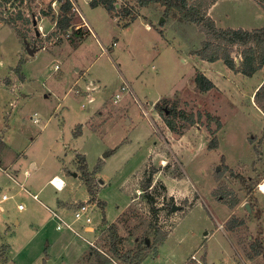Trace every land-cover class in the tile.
I'll return each mask as SVG.
<instances>
[{
	"label": "rangeland",
	"instance_id": "obj_1",
	"mask_svg": "<svg viewBox=\"0 0 264 264\" xmlns=\"http://www.w3.org/2000/svg\"><path fill=\"white\" fill-rule=\"evenodd\" d=\"M77 2L75 22L85 34L57 42L48 38L54 23L39 20L34 1L33 16L43 27L37 37L45 46L33 55L1 20L13 7L0 2V142L6 143L0 165L8 169L0 168V264H120L108 258L104 227L119 222V215L126 218L119 222L126 249L134 247L135 235H144L153 216L142 185L152 168L150 192L168 235L141 264H264L262 255L247 254L255 239L264 242V110L253 94L264 84V67L245 75L221 59L194 55L205 34L194 23L164 16L159 4L120 0L118 7L128 2L139 13L122 26L127 19L112 17L105 7ZM261 6L257 0H218L209 14L219 27L251 30L264 26ZM197 70L214 88L197 90ZM163 98L170 99L164 108L176 102L185 114L201 117L176 135L164 109L155 106ZM215 137L218 146L210 148ZM79 154L95 175L97 201H89ZM236 172L249 178L252 193ZM54 176L65 181L61 189L52 184ZM221 187L231 189L236 206L217 195ZM85 201L90 223L74 216ZM173 204L180 209H170ZM232 215L243 222L229 230Z\"/></svg>",
	"mask_w": 264,
	"mask_h": 264
},
{
	"label": "trees",
	"instance_id": "obj_2",
	"mask_svg": "<svg viewBox=\"0 0 264 264\" xmlns=\"http://www.w3.org/2000/svg\"><path fill=\"white\" fill-rule=\"evenodd\" d=\"M18 1V2H17ZM35 0H0L1 3L5 4V8L13 7V10L9 12V16L1 17V20H5L6 24L12 26L21 36L25 39L26 44H31L34 48L41 49L45 45L40 42L39 37H37L36 32H32L31 25L34 20V7L33 3ZM126 1V0H124ZM139 6H148L150 4L156 3L164 7V16L175 15L179 20L187 23H194L198 25L199 29L205 34L206 38L202 43V46L195 49L194 55H197L201 59L207 61H216L221 59L230 69L241 72L245 75H253L255 72L264 67V26L254 29L245 28H223L219 27L216 21L209 14V9L218 0H135ZM264 7V0H257ZM120 0H90L92 6H103L107 9L109 14L114 18L127 19L123 23L119 22L122 26H128L134 19L139 15L138 12L134 10L133 6L127 4H121L120 7L117 3ZM18 3L17 5H15ZM24 3V6H21ZM16 11V13H13ZM33 13V14H32ZM31 14V15H30ZM43 17H49L54 23V28L48 34L49 40L56 38L57 42L62 41L63 37L73 39L74 33H79V36L84 35L83 27L76 28L77 24L75 22L76 12L72 9V3L70 0H59V9L56 13L50 6L42 10ZM20 20L22 23L19 26ZM3 22V21H2ZM28 36L32 37L31 42L27 41ZM239 48L240 58L237 60L234 54V49ZM195 84L199 92H207L214 88V82L206 76V74L197 70L195 73ZM254 99L258 107L264 110V84L258 88L254 94ZM170 103V99H160L155 103L157 109H164V121L169 129L176 135H183L191 126L197 123L198 118L201 116H196L194 113L190 115L185 114L183 111L178 109L176 102L172 103L170 110L164 108ZM199 114V113H198ZM177 119H185L187 123L178 125ZM81 127V126H80ZM3 146L6 143L1 140L0 142V154ZM218 139L215 137L210 141V148H217ZM82 162V178L88 186V191L90 194L89 201H97V186L95 185V175L90 172L85 163V157L79 154ZM164 166H167L164 165ZM227 171L229 167L224 166ZM147 170V169H146ZM148 171V170H147ZM157 169L152 168L148 171L146 175L145 182L143 183L142 190H145V197L150 206L152 212V220L149 222L148 229L144 230V235L141 237L135 235L134 237V247L126 249L124 246L125 238L119 232V222L126 221L124 217H120L119 222L106 223L105 229L107 234V239L109 241L110 247V257L116 259L122 264H141L150 254L154 252L157 253L158 246L166 239L168 233L162 230L159 221V206L157 205V200L155 195L150 192V188L155 185L154 175ZM234 172L232 171V174ZM145 174V173H144ZM220 174V173H219ZM221 175V174H220ZM234 176L239 177L240 180L245 185L248 193H252L253 186L244 175L236 172ZM164 189H166L165 184H163ZM231 189L224 190L221 187L217 195L224 199V202L228 203L229 207L233 208L237 205V199H229ZM171 202H174L173 196ZM172 205V204H171ZM170 205V209L172 208ZM104 207V203H101ZM183 209V208H181ZM124 218V219H123ZM243 220H240L237 216H231L226 222V227L229 230L235 229L238 224H241ZM140 227V226H137ZM154 238L150 243L147 242V238ZM253 252H248L251 257L255 255H262L264 258V242L261 239H255L252 242ZM251 250V251H252ZM107 257L105 260H109ZM120 263V264H121Z\"/></svg>",
	"mask_w": 264,
	"mask_h": 264
},
{
	"label": "built area",
	"instance_id": "obj_3",
	"mask_svg": "<svg viewBox=\"0 0 264 264\" xmlns=\"http://www.w3.org/2000/svg\"><path fill=\"white\" fill-rule=\"evenodd\" d=\"M71 3H72V9L75 11V12H78L80 11V7L78 5V2L77 0H70ZM90 1V0H89ZM36 2H38V4H40L39 6V12H38V15L42 16V10L48 6H50L52 8V10H54L56 13H58V9H59V0H36ZM44 17L42 16L41 19H39L40 21L43 19ZM85 18V17H83ZM34 19H38V16H34ZM82 25H87V20L84 21L82 23ZM37 27H38V20H37ZM77 28L78 27H81V26H76ZM39 30L40 28L43 29L42 25H40L39 27ZM41 32V30H40ZM122 89L125 90L127 89V85H123L122 86ZM120 96L119 93L116 94V98H118ZM34 119V121L36 123H38L40 121V118L35 116V117H32ZM0 168L4 171V172H8V169L7 168H4L3 166L0 165ZM56 179H57V176L53 177L51 179V182L52 184L57 188V189H61L64 185H65V181L63 180L64 184L61 185V184H58L56 182ZM262 184L261 183L259 185L260 189L264 192V189L262 188ZM34 197L39 199V196L38 194H34ZM7 198V195H3V199H6ZM19 207H22V205L20 204ZM74 216H75V219L76 220H84L86 223H90L92 221L91 219V216H90V204L88 203V201H85L83 203H81L77 208L76 210L74 211ZM60 227V226H59ZM90 229V228H88ZM94 242H91V245H94L93 244ZM192 259L195 258V255H192L191 256Z\"/></svg>",
	"mask_w": 264,
	"mask_h": 264
},
{
	"label": "water",
	"instance_id": "obj_4",
	"mask_svg": "<svg viewBox=\"0 0 264 264\" xmlns=\"http://www.w3.org/2000/svg\"><path fill=\"white\" fill-rule=\"evenodd\" d=\"M163 19H164V18H163ZM33 25H34L35 28H36L35 30H36V32H37V36H40V35H41V32H40L39 28H37V19H34V20H33ZM26 50L29 52L30 55L35 54V52L37 51V49L34 48V47H32V46H30L29 43L26 44ZM246 207H247V209H248L249 211L251 210V208H250V206H249L248 204H246ZM179 209H180V206H178V205H176V204H173V206H172V210H173V211H176V210H179ZM147 242L150 243V239H149V238H147ZM102 264H103V263H102Z\"/></svg>",
	"mask_w": 264,
	"mask_h": 264
},
{
	"label": "crops",
	"instance_id": "obj_5",
	"mask_svg": "<svg viewBox=\"0 0 264 264\" xmlns=\"http://www.w3.org/2000/svg\"><path fill=\"white\" fill-rule=\"evenodd\" d=\"M257 2H258V1H257ZM258 3H259V2H258ZM261 7L264 9L263 6H261ZM210 79H211V78H210ZM211 80H212V79H211ZM212 81H213V80H212ZM258 88H259V87H257V89H258ZM257 89L253 92V94L257 91ZM163 161H164V160H163ZM164 165H165V164H164ZM54 177H55V176H54ZM57 177H58L59 179H61L60 182H63V179H62L61 177H59V176H57ZM160 177H161V176H160ZM157 179H158V178H157ZM63 184H64V182H63ZM165 185H166V184H165ZM167 187H168V186H167ZM170 195L173 196L172 193H170Z\"/></svg>",
	"mask_w": 264,
	"mask_h": 264
},
{
	"label": "bare ground",
	"instance_id": "obj_6",
	"mask_svg": "<svg viewBox=\"0 0 264 264\" xmlns=\"http://www.w3.org/2000/svg\"><path fill=\"white\" fill-rule=\"evenodd\" d=\"M60 180H61V179H59V178L57 177L56 182H57L58 184L63 185V182H60ZM262 188L264 189V183L262 184Z\"/></svg>",
	"mask_w": 264,
	"mask_h": 264
},
{
	"label": "flooded vegetation",
	"instance_id": "obj_7",
	"mask_svg": "<svg viewBox=\"0 0 264 264\" xmlns=\"http://www.w3.org/2000/svg\"><path fill=\"white\" fill-rule=\"evenodd\" d=\"M166 165V164H165Z\"/></svg>",
	"mask_w": 264,
	"mask_h": 264
}]
</instances>
